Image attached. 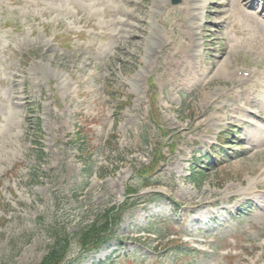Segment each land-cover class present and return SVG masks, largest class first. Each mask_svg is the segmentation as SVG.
<instances>
[{
    "label": "rangeland",
    "instance_id": "374dc122",
    "mask_svg": "<svg viewBox=\"0 0 264 264\" xmlns=\"http://www.w3.org/2000/svg\"><path fill=\"white\" fill-rule=\"evenodd\" d=\"M222 1L190 22L187 0H0V264H40L55 232L151 193L70 264H264V135L242 125L247 109L264 116V55L240 24L223 28ZM260 2L246 9L264 21ZM191 27L194 67L210 73L182 86L184 66L169 76ZM226 61L240 77H218Z\"/></svg>",
    "mask_w": 264,
    "mask_h": 264
},
{
    "label": "bare ground",
    "instance_id": "6f19581e",
    "mask_svg": "<svg viewBox=\"0 0 264 264\" xmlns=\"http://www.w3.org/2000/svg\"><path fill=\"white\" fill-rule=\"evenodd\" d=\"M123 3H129L132 0H121ZM189 3H191V7L187 8V14H189V21L190 22H195L197 18V15L194 12V10L196 8H200L201 6V2L202 0H187ZM247 1H251L253 4L251 5V8H255L256 3L259 0H226V1H222L219 2V4L221 5L222 8H226L228 9L226 14H225V20H228V22L224 21L222 23L223 28L225 26L231 25V23H233L234 21L238 24L241 25V27L244 30H247V32H249L251 34L250 37H254L253 39V47L255 48V51H253L256 55L258 56H262L264 55V22L261 21L258 17V15L256 13L253 12H249L247 11V7H246V3ZM186 2V4L188 3ZM98 5H105V0H100V2L98 3ZM154 7L156 9H161L162 8V4L159 1H154ZM196 6V8H194ZM234 8V12L233 14L231 13V8ZM101 8V7H100ZM97 8V14H100L99 9ZM115 14L116 15H121L123 13H126L127 16L129 17H133L134 14L133 13H129V11H123L120 10V8H115ZM109 9H105V12H108ZM222 11H219L216 14L221 15ZM152 14L154 17H156L155 12L153 11ZM193 13V14H192ZM215 14V15H216ZM236 16H240L243 20L237 18ZM135 19H137V16L134 17ZM240 20V21H239ZM113 22H115V24H120V27L123 26V21H116L113 20ZM219 28H221V24L219 25ZM196 30V29H195ZM186 37L189 40V43L187 44H183L182 41H179V45L176 47L175 50H179L177 53V58H175L172 61V67L174 69V75L173 76H169L171 78L175 77V72L179 71L181 66H184L186 68V73L185 74H181L180 72H178L179 76L182 78V86H188L190 84H192V82H198L200 80H205L209 73L208 71H201L199 72V70H197L194 67V60L196 58V44H195V37H196V33L194 31V28H186ZM154 37H158V31L156 29L152 30L151 32ZM236 36L238 37V42L236 45L235 49H240V48H244L242 46H244V44H249V41L245 40H249V39H245V38H241V36L238 35V33L236 34ZM259 52V53H258ZM233 53V51H231V54ZM228 62H224L223 64H221L220 66H216L215 71L218 74V77H231V78H238L241 76V71H230L229 69H226ZM251 77V75H250ZM236 81V79H233ZM237 86H233L232 88L229 89V92L233 93L237 90ZM250 94L251 91L249 90ZM259 94L264 97V89L260 90ZM224 93H219L217 94V96H215V90L211 92V96L212 97H207L206 101H208L210 104L214 103V102H218L217 99H220L224 96ZM217 97V98H216ZM229 98H231L232 100H237L238 99V95L234 94V95H229ZM246 105H258L257 101H254L253 99L247 98L245 100ZM249 107H254V106H249ZM258 107V106H257ZM263 107H264V102H263ZM260 108L256 109V107H254L253 110H246V113L249 114V117H247L245 120H242V125L243 126H247L249 128H253L255 131L260 132V136L264 135V116L260 115ZM237 112H244V109L241 107H238L235 109L234 113ZM248 139H253L252 137H247ZM263 137H261L262 139ZM264 211V208H263ZM210 213V211L204 213V214H208ZM208 218L210 219H215L216 215L210 213L209 215H207ZM200 220L199 217L195 218V221ZM264 245V244H263ZM104 253V251L102 252ZM227 254H224L223 256H227ZM237 256V255H235ZM259 259H255L254 261L251 262V264H258ZM218 264V263H216Z\"/></svg>",
    "mask_w": 264,
    "mask_h": 264
},
{
    "label": "trees",
    "instance_id": "16d2710c",
    "mask_svg": "<svg viewBox=\"0 0 264 264\" xmlns=\"http://www.w3.org/2000/svg\"><path fill=\"white\" fill-rule=\"evenodd\" d=\"M153 196L143 201H152L155 199ZM136 205L135 201H127L120 206L113 205L101 210L92 221L82 224L72 233L55 232L52 236L53 242L40 264H68L74 249L81 253V259L97 252L113 239L114 231L120 225L123 215Z\"/></svg>",
    "mask_w": 264,
    "mask_h": 264
}]
</instances>
